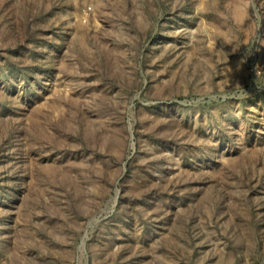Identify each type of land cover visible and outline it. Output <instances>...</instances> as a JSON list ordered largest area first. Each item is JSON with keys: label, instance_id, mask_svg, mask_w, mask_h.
Wrapping results in <instances>:
<instances>
[{"label": "rangeland", "instance_id": "obj_1", "mask_svg": "<svg viewBox=\"0 0 264 264\" xmlns=\"http://www.w3.org/2000/svg\"><path fill=\"white\" fill-rule=\"evenodd\" d=\"M0 264H264V0H0Z\"/></svg>", "mask_w": 264, "mask_h": 264}]
</instances>
